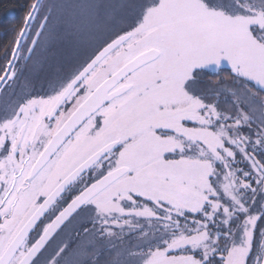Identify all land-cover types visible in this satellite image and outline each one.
Here are the masks:
<instances>
[{"label": "snow or ice", "instance_id": "6c2138e0", "mask_svg": "<svg viewBox=\"0 0 264 264\" xmlns=\"http://www.w3.org/2000/svg\"><path fill=\"white\" fill-rule=\"evenodd\" d=\"M58 7L0 55V264H264V0H79L22 80Z\"/></svg>", "mask_w": 264, "mask_h": 264}, {"label": "trees", "instance_id": "16d2710c", "mask_svg": "<svg viewBox=\"0 0 264 264\" xmlns=\"http://www.w3.org/2000/svg\"><path fill=\"white\" fill-rule=\"evenodd\" d=\"M64 0H46L53 5L59 6L55 9V15L59 14V18L55 22L56 36L61 35L65 32L68 34L69 21L66 16H62L65 13L66 7H64ZM73 3H78V0H68ZM33 2V0H0V55H2L4 48L10 45V42L15 39L16 32L19 31L23 24L24 16L27 13L26 5ZM57 2H63L60 5ZM72 15V13H71ZM59 22V23H58ZM54 38L53 44L58 43L60 39H63L64 35L59 38ZM42 48V47H41Z\"/></svg>", "mask_w": 264, "mask_h": 264}, {"label": "rangeland", "instance_id": "374dc122", "mask_svg": "<svg viewBox=\"0 0 264 264\" xmlns=\"http://www.w3.org/2000/svg\"><path fill=\"white\" fill-rule=\"evenodd\" d=\"M63 2H65L63 4L64 7H66L65 11H67L68 13H65L62 16L69 17L68 21H70L72 6L76 4L77 1L73 4L68 0H64ZM63 2H57V4L60 5ZM104 2L117 6L116 11L122 14L123 7L120 6L130 3V0H104ZM58 18L59 14L57 15V19ZM61 35H64L63 39H60ZM61 35L56 36V38L60 39L58 43L53 44V42L55 41L53 40L47 46L42 47L43 49L39 50L38 52L35 64L42 66L43 72H46L51 68V72L55 74L57 69H64L68 68L69 66H75V64L82 58L83 49L75 47L69 40L68 34L65 35V32ZM34 68L38 69L37 65H35ZM35 69H33V71H35Z\"/></svg>", "mask_w": 264, "mask_h": 264}, {"label": "flooded vegetation", "instance_id": "af4514ba", "mask_svg": "<svg viewBox=\"0 0 264 264\" xmlns=\"http://www.w3.org/2000/svg\"><path fill=\"white\" fill-rule=\"evenodd\" d=\"M128 12L130 14L129 9L123 8L122 10V14ZM43 48H39L37 49L36 54L33 56V59L31 61H27V67H24L23 70V75L21 77V79L23 80L24 77H29L31 79H33L34 81H36L38 84H46L47 81L49 79H54L55 78V74L51 72V68L50 70L43 72L42 66L35 64L37 56H38V52L39 50H41ZM23 64V62H22ZM37 65L38 69H35L34 66ZM74 66H69L68 68H64L62 69V71L67 72L70 71ZM33 69H35V71H33ZM225 76H227V73H224ZM203 82L205 84H207L209 82V76H204L202 77ZM211 79L214 81L216 79L215 76H212Z\"/></svg>", "mask_w": 264, "mask_h": 264}]
</instances>
